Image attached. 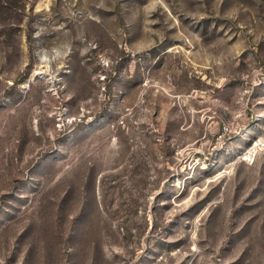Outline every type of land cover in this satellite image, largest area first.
I'll return each instance as SVG.
<instances>
[{"label": "rangeland", "instance_id": "obj_1", "mask_svg": "<svg viewBox=\"0 0 264 264\" xmlns=\"http://www.w3.org/2000/svg\"><path fill=\"white\" fill-rule=\"evenodd\" d=\"M0 264H264V0H0Z\"/></svg>", "mask_w": 264, "mask_h": 264}]
</instances>
